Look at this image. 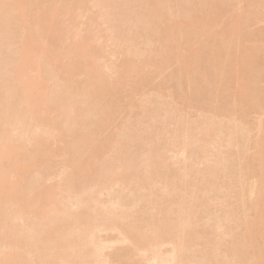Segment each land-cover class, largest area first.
I'll return each instance as SVG.
<instances>
[{"label": "bare ground", "instance_id": "1", "mask_svg": "<svg viewBox=\"0 0 264 264\" xmlns=\"http://www.w3.org/2000/svg\"><path fill=\"white\" fill-rule=\"evenodd\" d=\"M208 1L78 0L76 6L55 2L54 10L30 15L29 2L44 6L46 0H0V264H106L109 260L101 251L108 242L104 247L99 235L103 231H117L120 241L130 244L128 252L147 255L150 264H264V205L258 204V197L264 196V173L252 175L248 183L243 176L248 171L244 147L251 134L249 122L222 107L199 109L202 118L189 120L162 96L158 108L143 105L140 118L148 111V120L142 119L148 122L124 123L103 140L97 138L101 117L93 122L105 107L89 100L147 66V45L165 41L162 49H167L195 21H208ZM63 8L68 21L61 23L59 17L57 27L53 16ZM82 12L88 13L83 15L84 31L77 26ZM177 17L182 20L175 22ZM99 23L114 41L110 52L135 57L123 60L121 69L98 65L101 56L91 41L102 32L99 27L91 35V30ZM57 33L60 46L55 44ZM175 46L184 55V42ZM223 56L231 64L227 54ZM195 57L196 49L189 47L178 69L185 71ZM250 57L241 60L247 73L241 72L252 79L248 91L258 105L263 101L256 86L261 74L257 66L250 69ZM63 58L70 60L67 70L60 64ZM235 66L229 68L230 77ZM107 69L114 71L108 72L116 74V82ZM61 70L82 80L73 85L71 78H58L54 89L48 78ZM238 80L244 82L243 77ZM194 82L196 89L204 90L206 79ZM57 90L64 93V101ZM98 109H104L101 115ZM89 113L94 126L88 123ZM255 128L260 137L253 144L252 162H262L264 123ZM64 133L69 140L61 155L56 141ZM169 154L183 159L171 162ZM59 164L62 170H55ZM55 177L57 181L49 183ZM116 184L129 194L114 192ZM103 191L109 197L103 194L102 200ZM223 203L235 205L220 210ZM214 209L221 214L215 215ZM248 210L253 212L250 217ZM236 229L239 234H233ZM254 237L263 239L258 255ZM166 244L171 245L167 257L160 250Z\"/></svg>", "mask_w": 264, "mask_h": 264}, {"label": "rangeland", "instance_id": "2", "mask_svg": "<svg viewBox=\"0 0 264 264\" xmlns=\"http://www.w3.org/2000/svg\"><path fill=\"white\" fill-rule=\"evenodd\" d=\"M29 1H33V0H29ZM70 1H72V3H74L75 6L78 5L77 4L78 0H46L44 6H42L40 3L37 2L36 4L29 2L28 14L35 15V14H40L45 10L52 11L55 8V2L62 3V2H70ZM208 2H209L208 5L212 7L210 9V13L212 14L209 15V20L204 21L202 23H200L199 21H195V23L192 25V27L189 30L186 29V31L182 33V35L178 34L177 38H175V40L177 39L176 41L177 43H181L182 41L184 42L185 47L182 51L184 55L181 54L180 47L177 48L175 46L177 43L172 40L170 41L171 44L170 47L164 50L162 49V47L165 46V41H161L159 45H155V43H153V45L151 46L147 45V47L144 45V42H141L144 47L149 49L148 65L142 68L139 73H134L130 78L120 81V85H118L114 89L109 90L108 92L101 93L96 100L91 98L89 100L91 105L92 104L94 106L98 105L99 108L105 107L104 108L105 111L103 109L105 113L102 116L99 117L95 116L96 121H94L93 119L91 120H93V122H97L101 117L100 120L98 121L100 124L97 131V138L99 140H103L106 137H109L112 134H115L117 131H119L120 128L124 125V123H129V124L130 122L136 123L138 119L140 120L141 119L140 115L143 109V105H145L147 108L149 107L158 108L160 104L159 103L160 96H162L165 99L163 100L164 102L166 103L168 102L169 104L173 105L172 107L178 108L183 112H185V114L187 115L186 118H188L189 116V120L190 118L192 119L193 117L196 116L199 117L201 115L198 112L199 109L214 111L220 107L225 108L228 110L230 115L235 114L239 118L242 117L244 121L246 123L249 122V125H251L252 127L250 136L247 135L246 137V139H248L249 144L248 142H246L248 145L246 146L245 143V147H244L249 154L248 171L247 172L244 171V175H243L245 181L248 183L249 178L250 180L252 179L251 178L252 175L258 173L260 174L264 173V161L252 162V154L255 153L256 151L253 144L254 141H256L258 137H260L259 133H257L258 130H256L255 127L259 121H262L264 123V7H263L264 0H215V1L209 0ZM57 10L58 12L53 16L54 25L58 27V23H60L59 17L61 19V23L67 24L68 19L63 18L64 16L63 14L65 12L64 8L61 10L59 9ZM85 14H86L85 12L81 13V16H79L78 18L77 26L79 25L81 26L82 23L84 25L85 22L83 21L86 20V18L84 19V17L87 16L88 13L87 15ZM27 19L28 20L31 19L29 15L27 16ZM180 20H182V17H177L174 21L178 22ZM83 25L81 26L83 27L82 28L83 30L79 26L81 31H84ZM97 25H98L97 29L94 28L95 30L94 29L91 30V35H93V33L95 34V32L97 33V31L101 29L100 30L102 32L101 33L102 35L100 34L101 39L100 38H99L100 40L94 39L93 41H91V44L93 50L95 49L96 52L98 51L99 54L98 53L97 54L101 56L98 58V65L108 64L109 66L111 65L112 67H114L115 70V69H121V63L123 62V60L135 59V57L128 55V53L125 52H123L124 54L121 52V54H123L121 55L120 52L119 54L114 53L113 50L112 52L115 54L113 55V53L110 51L113 49L112 46L114 45V41L111 42L112 39L108 37L107 34L109 33V31L104 29V25H102L103 27L99 26L100 23ZM60 26L63 27L61 24ZM102 28L106 32H104ZM153 39H154V35H153ZM55 40H56L55 44L57 43L60 46L61 40L59 39L58 33L56 34ZM138 46L140 47L141 45L139 44ZM143 46L141 47L144 48ZM61 47H64V44L63 46L61 45ZM189 47H193L194 49H196V57L194 58L193 65L189 66V68H186L185 71L181 72L179 70L180 69L179 61L182 56H185L188 53ZM152 49H154V52H152ZM165 53L166 55H168V58L166 60H164ZM250 53L252 55V57H250L251 60L250 69H251V65L257 66V70L259 69L260 71L259 74H261L256 86H258L262 91L261 96L263 97V101L260 102V104L258 105L256 103L255 94L248 91L249 87L252 88L253 85L252 84L248 85L247 82L252 79H249L241 72L244 71L245 73H247L244 69L241 68L240 63L243 57L250 55ZM223 54H227V60L228 62L230 60L231 64L230 63H228V65L226 64V56H223ZM60 61H61L60 64L65 69L68 68L70 64V60L63 58L60 59ZM245 62L248 63L247 59L245 60ZM243 63H244V59H243ZM235 64L236 66L232 70V75L230 77L228 72L231 70H229V68L233 67ZM66 70L63 71L61 70L60 75L58 76L52 77L48 75L50 76L48 78L49 85L52 86L55 83L59 84L57 82L59 80L58 78L61 79L64 78L69 80L71 78L72 82H74L73 85H76V83H79L80 80H82L81 76L79 77L75 73L69 75L68 71ZM108 71L111 70L107 69L106 72ZM178 71H180L181 73ZM111 72H108L107 74L111 75L110 78L112 79L113 82H116L117 81L116 74ZM221 73L223 76L220 77ZM239 77H243L244 79L243 83H241L240 80H238ZM202 78L206 79L204 86L205 88L204 90L199 91L198 89H196L197 85L194 81L199 79L201 80ZM60 83H62V81H60ZM56 96L57 97L59 96L61 99L59 97L58 98L62 101L65 100L64 99L65 95L63 92H60V90L59 91L57 90ZM58 98L57 100H59ZM56 103L58 102L56 101ZM259 107H263V109H258ZM100 111L99 112L101 115L103 111L102 110ZM111 112H112L111 114L112 116L109 117V114ZM85 115L89 116L90 113L89 115L88 114ZM148 116H149L148 111L143 112L144 119L147 118ZM90 117L92 116L90 115L89 119L86 117L87 120L89 121L88 123L91 122ZM200 117L202 118V115ZM142 119L141 122L146 121ZM169 121L170 120L165 119V123L166 122L168 123ZM58 123L59 126H63L62 121H61L62 125H60V121ZM158 124L159 123L157 124L155 123L157 127H160L161 123L159 124V126ZM92 126H94V124ZM92 126L89 125L88 128L90 127L92 128ZM171 127L172 126H169V130L172 129ZM64 128L66 129V127ZM62 135L63 138L61 140L57 138L56 146H57V151L60 152L61 155H64L67 151L66 146L69 138L66 135V133ZM54 136H58L57 132L54 133ZM64 142H66V146H64ZM124 143L126 144V142ZM232 150L234 151L237 149L236 147H233ZM260 151H264V148H261ZM169 156H170V160L173 158L176 162H178L179 159H180L179 162H181L183 159V155L181 154L179 155L169 154ZM56 159L60 160V156H57ZM173 159L171 160V162L173 161ZM60 169L62 170V166H60V164L55 165V170H60ZM35 176L36 175H34V177ZM34 177L33 179H35ZM29 178L30 177H28L27 179L29 180ZM33 179H30L31 181L29 182L31 183ZM56 179L57 177H55V179L51 180L49 183L56 182L57 181ZM26 181L25 183L27 184ZM116 185L114 186L116 191H114V187H112L113 189L111 188L110 192L113 191L119 192V190L121 191V188L118 187L119 184ZM117 188L119 189L117 190ZM105 191H103L102 194L99 195L102 200L104 198L103 194L105 195L104 199H106V195L110 194L109 190L107 191L108 194ZM121 192H123V194L121 193L122 195H124V192H127L125 193V195L129 194L128 193L129 191L126 190ZM126 199H128V197ZM261 199L262 198L259 199L258 197V204L260 207L264 205V200H263L264 196L263 199L262 200ZM232 201H234V199ZM227 202L230 205L229 202L231 201L229 200ZM232 203H231V207L225 203H223L224 204L223 207H221L222 205L221 206L219 205V207H221L220 210L221 209L228 210L227 209L228 207L233 209L235 204L232 205ZM214 210H215V215L216 214L218 215L217 211H219V215L221 214L220 210L217 211L216 209ZM252 213H253L252 210L246 211L248 217H250ZM261 225L264 228V221ZM237 230L238 229H236V231L234 230L235 233L233 232V234H239L240 233L239 231L241 230H239L238 233ZM99 235L101 236V240H102V241L100 240L101 242L105 241L104 244L108 242L107 243L108 247H105L106 246L105 244L104 245L105 248L102 249L104 251H101V253L103 252L102 257L104 258L105 255V257L107 256L106 258L109 260L108 263L106 262V264H150L151 263L148 262L149 260L146 259L148 258L147 255L145 257V255H142V253L131 254L130 252H128L130 244L128 243V241H124V240L120 241V239L122 238L119 236L117 231L116 232L103 231ZM99 238L100 237H98V239ZM226 239L229 240L230 238L228 239L227 237ZM253 241H254L255 254L258 255L259 252L262 250L263 239L262 238L256 239V237H254ZM170 246L171 245L166 244L162 246V248L160 249L163 252V254L165 253L166 257L168 256L167 252L171 251ZM162 252L160 253L161 255ZM165 255H163L164 258H166ZM106 258L104 260H106Z\"/></svg>", "mask_w": 264, "mask_h": 264}]
</instances>
